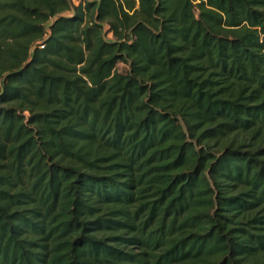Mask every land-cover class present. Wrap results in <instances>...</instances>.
<instances>
[{
    "label": "trees",
    "instance_id": "1",
    "mask_svg": "<svg viewBox=\"0 0 264 264\" xmlns=\"http://www.w3.org/2000/svg\"><path fill=\"white\" fill-rule=\"evenodd\" d=\"M0 264H264V0H0Z\"/></svg>",
    "mask_w": 264,
    "mask_h": 264
},
{
    "label": "rangeland",
    "instance_id": "2",
    "mask_svg": "<svg viewBox=\"0 0 264 264\" xmlns=\"http://www.w3.org/2000/svg\"><path fill=\"white\" fill-rule=\"evenodd\" d=\"M75 3H77L79 0H73ZM125 68V65L124 64H122V63H119L118 64V69L119 70H122V69H124Z\"/></svg>",
    "mask_w": 264,
    "mask_h": 264
}]
</instances>
